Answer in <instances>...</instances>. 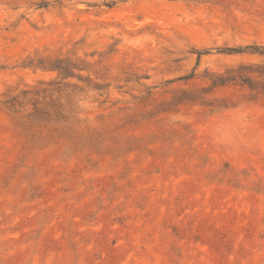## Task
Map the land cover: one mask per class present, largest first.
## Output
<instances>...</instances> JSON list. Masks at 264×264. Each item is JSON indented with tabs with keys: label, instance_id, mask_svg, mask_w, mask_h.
<instances>
[{
	"label": "rangeland",
	"instance_id": "obj_1",
	"mask_svg": "<svg viewBox=\"0 0 264 264\" xmlns=\"http://www.w3.org/2000/svg\"><path fill=\"white\" fill-rule=\"evenodd\" d=\"M254 46L264 0H0V264H264Z\"/></svg>",
	"mask_w": 264,
	"mask_h": 264
},
{
	"label": "trees",
	"instance_id": "obj_2",
	"mask_svg": "<svg viewBox=\"0 0 264 264\" xmlns=\"http://www.w3.org/2000/svg\"><path fill=\"white\" fill-rule=\"evenodd\" d=\"M246 49L248 50H251L254 54H260V55H264V47H258V46H254V47H247ZM233 52H242V51H237V50H234ZM53 68H56L58 70H62L64 72H67L65 69L63 68H58V67H53ZM67 76H70V73H67L66 74Z\"/></svg>",
	"mask_w": 264,
	"mask_h": 264
}]
</instances>
